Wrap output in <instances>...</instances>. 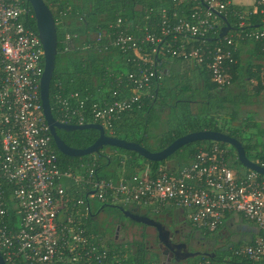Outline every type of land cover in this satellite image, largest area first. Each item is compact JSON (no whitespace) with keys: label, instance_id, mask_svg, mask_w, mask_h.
Segmentation results:
<instances>
[{"label":"trees","instance_id":"16d2710c","mask_svg":"<svg viewBox=\"0 0 264 264\" xmlns=\"http://www.w3.org/2000/svg\"><path fill=\"white\" fill-rule=\"evenodd\" d=\"M25 1L34 12L32 5ZM45 1L51 7L57 23L58 54L50 86L51 108L57 119L68 121L66 115L70 114L69 110L73 107L84 115L85 123H102L92 112L94 104L104 108L127 99L129 107L114 115L108 123H104L107 134L138 142L156 151L189 132L221 130L238 138L247 155L264 165L262 129L258 124L252 125L248 118L244 119L241 109L243 99H233L227 91L232 85L246 81L248 82L243 85V92L250 86L249 81L254 72L248 69L247 73L241 68L238 44L246 40L264 44V40L240 36L242 32L261 27L264 24V13L256 11L253 16L241 17L247 7L230 0H220L224 3L222 8H209L206 0ZM207 11L215 16V24L206 35H192L185 30H174L181 18L197 23L206 17ZM165 18L168 23L163 25ZM243 19L244 25L241 26ZM26 22L37 30L35 17ZM227 23L231 27L220 37L221 29ZM167 28L170 29L169 33H163V29ZM152 33L160 40L152 42L145 39ZM121 36L132 37L120 41ZM231 36H234L236 44H228L225 40ZM139 45L141 50L137 48ZM218 46L230 50L233 56V61L227 59L225 62L230 78L224 84L214 81L213 71L208 66ZM192 49H199L206 60L199 62L188 55ZM143 54L149 58L148 61ZM194 68H198L200 72L194 73ZM145 71L147 80L143 77ZM141 80L142 84L139 85ZM224 98H230L240 105H227L228 108L225 109L220 105ZM217 115L224 116V119H218ZM241 115L243 118L240 120ZM79 120V115H73L69 121L79 124ZM58 133L66 143L76 148L89 146L100 134L95 128L58 129ZM152 138L157 141L156 147L150 145ZM51 146L57 154L59 167L72 174L65 181V185L68 194L76 199L70 203L68 209L73 212L89 211L88 216L83 217L84 227L99 237L97 241L102 246L101 249H107L111 256L115 254L119 263L160 264L156 253H151L144 239L128 242L127 246L124 242H115L112 237V224L105 227L95 217V213L104 209L124 213L120 208L123 206L131 211L134 208L144 210L157 217L168 214L173 218H182L190 226L192 236L210 240L208 244L215 256L199 253L190 256L186 264H264V258L238 253L248 244H254L256 238L234 239L232 233L225 232L229 230L227 218L233 216H240L258 225L242 214L227 213L215 230H209L188 218L187 210L173 199L166 203L121 201V194L118 193L115 197L113 190H109L110 193L105 199L98 196L100 188L97 183L101 181L119 183L123 178L142 173L147 166H150L152 176H156L160 168L179 172L199 152L212 151L216 147L223 150V160L234 170L236 176L255 171L240 162L236 149L230 147V144L197 140L184 145L161 161L147 159L135 150L117 146H103L97 152L70 156L58 149L52 135ZM168 160L173 163L168 164ZM255 172L258 176H264L263 173ZM10 193L11 189L7 188L6 196ZM92 194L95 196L92 197ZM77 198L83 203L79 204ZM92 199L94 204H100L99 208H95ZM260 234L264 235L262 228ZM100 238L106 242L103 244ZM182 261L178 263L181 264Z\"/></svg>","mask_w":264,"mask_h":264},{"label":"built area","instance_id":"2783aa9c","mask_svg":"<svg viewBox=\"0 0 264 264\" xmlns=\"http://www.w3.org/2000/svg\"><path fill=\"white\" fill-rule=\"evenodd\" d=\"M206 1L209 8L224 7L220 0ZM256 11L264 13V0H255V7L241 17ZM33 17L25 0H0V253L6 264H122L115 254L111 256L107 249H101L99 237L84 227L83 217L89 211L68 209L76 199L65 185L72 174L59 167L51 146V131L40 96L44 48L38 30L26 22ZM214 18L210 11L197 23L181 18L174 30L206 35L213 29ZM167 23L165 18L163 25ZM240 24L244 25V19ZM169 31L163 29L165 34ZM240 36L264 40V24ZM131 37L121 36L119 40ZM145 39L160 40L153 33ZM225 40L235 43L234 36ZM137 48L141 50L140 45ZM188 55L199 62L206 60L199 49L190 50ZM227 59L233 61L231 51L218 46L208 62L219 84L230 78ZM143 77L148 79L146 71ZM127 107L125 99L104 108L94 104L92 112L106 124ZM69 113L68 121L63 122L70 123L73 115H79V124L85 123L81 112L71 107ZM222 153L217 147L201 151L179 172L160 168L152 176L147 166L142 173L119 183L101 181L97 183L98 196L105 199L113 190L115 197L121 194V201L166 203L173 199L187 210L188 218L209 230H215L227 213L242 214L264 230V176L255 171L236 176ZM7 188L11 189L8 197ZM238 253L264 258V236L258 235L254 244Z\"/></svg>","mask_w":264,"mask_h":264},{"label":"water","instance_id":"95a60500","mask_svg":"<svg viewBox=\"0 0 264 264\" xmlns=\"http://www.w3.org/2000/svg\"><path fill=\"white\" fill-rule=\"evenodd\" d=\"M27 1L32 5L36 18L38 34L44 48V70L40 81V96L43 105V113L47 123L49 124L53 140L61 152L70 156H83L86 154L97 152L101 148H103V146H117L135 150L147 159L161 161L168 158L181 147L190 142H194L197 140L222 141L230 144L236 149L238 159L244 166L264 174V165L259 164L257 161L251 159L247 155L242 142L238 138L231 136L221 130L205 129L189 132L185 135L177 137L161 150L153 151L138 142L129 141L125 138L107 134L104 124L100 122L73 124L57 119L53 114L50 102V86L58 54V33L56 19L51 7L46 3L45 0ZM230 27L231 26L228 23L223 26L220 32V37L225 35L229 31ZM87 128H95L99 130L100 134L92 144L85 148H76L69 145L58 133V129L76 130ZM120 208L127 216L140 223L155 225L158 227L159 225H161L163 227V224L161 222L152 217L136 213L124 208L123 206H120ZM0 262L2 264H6L1 253Z\"/></svg>","mask_w":264,"mask_h":264},{"label":"crops","instance_id":"0c3cea01","mask_svg":"<svg viewBox=\"0 0 264 264\" xmlns=\"http://www.w3.org/2000/svg\"><path fill=\"white\" fill-rule=\"evenodd\" d=\"M233 3L242 4L247 7V10H252L255 7V0H230ZM245 10V11H247ZM250 16H253L251 14ZM238 53L241 68L248 73V69H251L254 75L251 77L250 86L248 90L243 92V85L247 83L234 84L227 91H229L230 97L233 99H243L241 106L242 115L244 119H249V122L253 125L258 124L262 129V140H264V44L256 43L253 40H246L238 44ZM193 72L198 74L200 70L194 68ZM245 72H243L245 74ZM249 84V83H248ZM244 94V96H242ZM241 101V102H242ZM241 120V119H240ZM227 224L234 226H242L240 233L243 234L246 239H255L260 234V227L245 218L240 216H233V218H227ZM227 232L235 235L234 228H229ZM234 232V233H233ZM240 238V237H239ZM238 238V239H239Z\"/></svg>","mask_w":264,"mask_h":264},{"label":"flooded vegetation","instance_id":"af4514ba","mask_svg":"<svg viewBox=\"0 0 264 264\" xmlns=\"http://www.w3.org/2000/svg\"><path fill=\"white\" fill-rule=\"evenodd\" d=\"M133 211L152 217L163 224V227L161 225H159V227L153 225L156 228L157 233L155 236L156 242L158 243L159 248H162V254L164 256V258H160L159 254H156V258L161 261L162 264H166L167 262L178 263L181 260H188V258L194 253L196 255L199 253H206L211 256H215V252L212 250L203 249V251H194L192 247L193 242L196 241L198 244H202V241L197 236H192L190 234V226L188 227L187 223L182 220V218H173V216H167L168 214H166L164 217H157L155 215L148 214L144 210L135 208ZM95 217L97 221L100 224H104L105 227L116 223V238L119 237L120 230L126 226L123 222V218L111 217L107 214V210L105 209L95 213ZM178 224H180V226H178ZM186 229H188V231H185ZM209 241L207 240L206 243L210 246V244H208Z\"/></svg>","mask_w":264,"mask_h":264},{"label":"rangeland","instance_id":"374dc122","mask_svg":"<svg viewBox=\"0 0 264 264\" xmlns=\"http://www.w3.org/2000/svg\"><path fill=\"white\" fill-rule=\"evenodd\" d=\"M220 105L223 106V108H228L227 105H232L233 107H238L240 104L239 103H234L233 101H231L230 98H224L223 100L220 101ZM218 119H224V116H219L217 115ZM243 116H240V119H242ZM149 145V144H148ZM150 145L153 146H157V141H155L154 138H152L150 140ZM232 147V146H230ZM173 161L172 160H168V164H172ZM93 201V199H92ZM93 205L95 206V208H99L100 204L99 203H95L94 201L92 202ZM107 214L111 217H119V218H123V222L125 223V227H123V229L120 230V235L118 238H116V223H113L112 226L114 227V231H113V241L115 242H124L125 246H127L128 242H133L134 240H145L147 242V245L151 251V253H156L159 254L160 258H164L163 254H162V248H159L158 243L156 242L155 236H156V228L153 225H149V224H144V223H137V222H133L131 221L129 218H127L126 215H123L122 212H118L117 210H108ZM170 216V215H167ZM178 226H180V224H178ZM229 228H234L235 230V235L234 237L236 239H238L239 237L243 238V234L240 233L242 226H238V225H234L228 226ZM185 231H188V229H186ZM227 232V231H225ZM144 233V234H143ZM234 233V232H233ZM143 235H145L146 237H144ZM225 236H227V234H225ZM259 236H264V235H259ZM259 238V237H258ZM246 239V237H245ZM202 241V244H198L196 241L193 242L192 247L194 249V251L197 250H202L203 249H209L210 250V246L207 245L205 239H200ZM148 249V250H149ZM193 255H196L195 253ZM118 259V258H117ZM162 260V259H161ZM189 260H184L181 262V264H186ZM160 264H162L161 261H159ZM166 264H180V263H173V262H167Z\"/></svg>","mask_w":264,"mask_h":264}]
</instances>
